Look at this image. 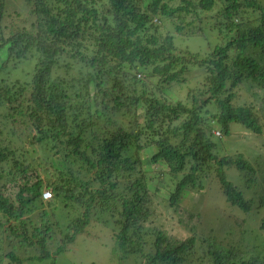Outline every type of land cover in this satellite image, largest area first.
Here are the masks:
<instances>
[{"label": "trees", "instance_id": "1", "mask_svg": "<svg viewBox=\"0 0 264 264\" xmlns=\"http://www.w3.org/2000/svg\"><path fill=\"white\" fill-rule=\"evenodd\" d=\"M24 1L27 19L12 29L0 0V264H54L104 212L119 226L122 262L264 264V176L257 200L229 177L237 172L252 189L264 161L226 147L234 123L264 137V3ZM256 143L264 158V139ZM152 147L151 165L167 170L146 168L142 152ZM203 179L245 215L255 209L261 232L227 240L197 231L196 203L191 232H170L160 191L168 208L183 211ZM58 205L71 216L67 227Z\"/></svg>", "mask_w": 264, "mask_h": 264}, {"label": "rangeland", "instance_id": "2", "mask_svg": "<svg viewBox=\"0 0 264 264\" xmlns=\"http://www.w3.org/2000/svg\"><path fill=\"white\" fill-rule=\"evenodd\" d=\"M264 3V0H260ZM27 5L24 0H7V10L4 18V26L7 28H12V24L14 25H22L24 19L26 18L27 13L24 11V6ZM27 19V18H26ZM17 27V26H15ZM213 37V36H212ZM195 38H201L204 42V38L197 36ZM181 43L185 44L186 42L182 41ZM189 44L191 49L199 48L198 41L195 39H190ZM206 44V43H205ZM6 52H1V56L5 57ZM24 65V64H23ZM31 68V67H30ZM16 73V70H12ZM20 71V70H19ZM18 74V73H16ZM173 96L178 97L180 92L175 89ZM240 103H243L247 100V95H243L240 97ZM143 120V118L141 117ZM219 127H216L218 130ZM246 128L239 123H234L232 125L231 133L227 137L231 145H226L229 148L230 152H244L246 157L251 160H256L258 163L262 164L264 161L261 153L263 152L261 149L257 150L256 140L258 138H263V136H254L253 134H246ZM218 136V135H216ZM220 136H223L220 135ZM220 141V140H218ZM224 141V140H223ZM224 147L221 149V153H224ZM154 152L153 147L142 152V156L146 160V168L150 171L152 168L154 173L157 170H167V167L162 163L159 166L152 164L150 162V157ZM257 154L262 157L256 156ZM56 158L58 156L54 155ZM57 161V160H56ZM58 165H63L61 161L58 162ZM148 165V166H147ZM257 174L258 182L257 186L251 188H247L245 185V181L241 179L240 175L237 172H230L229 177L233 180H237L239 184H241L247 191V196L254 197L255 200L258 199L257 191L260 190L262 177L264 176V171H258ZM158 173V172H157ZM42 177L47 180L48 178L45 176L44 172H41ZM213 179V177H212ZM203 184L204 179H203ZM205 189L203 190H193L192 192L187 191V195L184 196V200L181 202L183 211H179V209L168 208V202L164 201V195L168 194L167 190L162 189L160 191V206L159 210L163 212L164 216L168 218L169 225L173 228L170 232L174 234H183L186 235L190 230V224L186 223L188 220V208L193 207L196 203L201 212V221L194 224L197 231L205 232L209 234H213L221 239L227 238L229 239H237L238 233L242 230H257L256 232H261L259 226L261 222V216L256 213V210L253 209L252 213L248 216V214H244L242 211L238 210L236 207L230 206L223 195V193L218 189V184L211 186V182L208 180L205 183ZM209 185V186H208ZM155 186L152 185V188ZM201 205V206H200ZM57 219L59 220L62 227H67L71 216L68 214L67 210L58 205L56 207ZM103 217H94L91 219V223L88 224L86 229L76 235L75 240L72 243H69L66 249L56 255L54 264H135V257L129 258L125 262H122L121 259L117 256L115 250V239H114V231L119 229L114 218H112L109 212H104ZM181 218V220H180ZM196 218L194 219V221ZM244 237L248 239L253 246V241L255 237L249 234H246ZM28 250L27 252H29ZM137 259V258H136ZM53 257H50L45 260H36L31 262H27L26 264H52Z\"/></svg>", "mask_w": 264, "mask_h": 264}, {"label": "built area", "instance_id": "3", "mask_svg": "<svg viewBox=\"0 0 264 264\" xmlns=\"http://www.w3.org/2000/svg\"><path fill=\"white\" fill-rule=\"evenodd\" d=\"M43 197H44V199H46V200L51 199V198L53 197V193H52V191L49 190V189H46V190L44 191V193H43Z\"/></svg>", "mask_w": 264, "mask_h": 264}, {"label": "clouds", "instance_id": "4", "mask_svg": "<svg viewBox=\"0 0 264 264\" xmlns=\"http://www.w3.org/2000/svg\"><path fill=\"white\" fill-rule=\"evenodd\" d=\"M214 131V133L216 134V135H218V136H220V135H222V132H221V130L220 129H218V130H216V128L213 130ZM46 190V189H45ZM44 190V191H45ZM44 193V192H43ZM44 198V197H43ZM44 200H46V199H44ZM50 200V199H49ZM46 201H48V200H46Z\"/></svg>", "mask_w": 264, "mask_h": 264}]
</instances>
